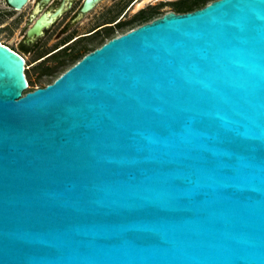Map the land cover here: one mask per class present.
I'll list each match as a JSON object with an SVG mask.
<instances>
[{"label": "water", "instance_id": "1", "mask_svg": "<svg viewBox=\"0 0 264 264\" xmlns=\"http://www.w3.org/2000/svg\"><path fill=\"white\" fill-rule=\"evenodd\" d=\"M27 87L0 42V264H264V0L169 11Z\"/></svg>", "mask_w": 264, "mask_h": 264}, {"label": "flooded vegetation", "instance_id": "2", "mask_svg": "<svg viewBox=\"0 0 264 264\" xmlns=\"http://www.w3.org/2000/svg\"><path fill=\"white\" fill-rule=\"evenodd\" d=\"M0 1L4 8L22 13L25 18L17 45L2 38L4 25L0 20V42L24 57L25 67H42L38 75L47 77L56 72L54 67H73L111 39L155 19L141 10L145 4L158 0H96L86 8L88 0H28L21 8L12 6L8 0ZM131 11L135 13L130 15ZM135 15L140 17L138 23L124 27ZM32 51L36 57L30 61L27 53ZM56 78L40 84L28 78L26 91L44 87Z\"/></svg>", "mask_w": 264, "mask_h": 264}, {"label": "rangeland", "instance_id": "3", "mask_svg": "<svg viewBox=\"0 0 264 264\" xmlns=\"http://www.w3.org/2000/svg\"><path fill=\"white\" fill-rule=\"evenodd\" d=\"M180 1L185 2L186 0H158L156 2H150L149 4L144 5L145 7L141 10V12L145 11V15L150 16L153 19L163 15L169 10H176V7L181 3ZM211 1L212 0H208V3H210ZM3 4L4 3L0 1V20L4 25V30L1 36L5 41L17 45L20 40L19 33L22 32V29L25 25V18L23 17L22 13H14L4 8ZM134 11H136V9H134ZM133 13L135 12H129L130 15H133ZM139 13L140 12H138L137 15ZM137 15H135L134 17L131 16V18H129L131 20L128 21L127 24L124 25V27H128L129 24L133 22V24L138 23V19L140 17H137ZM27 57L30 61L34 60L36 57L35 52L32 51L31 53H27ZM41 68L42 67H26V74L30 80H33L34 83L40 84L41 82H49L50 80H53L54 78L59 76V74L67 70L69 67H54V69H56V72L52 76L47 77H41L40 75H38V72Z\"/></svg>", "mask_w": 264, "mask_h": 264}, {"label": "trees", "instance_id": "4", "mask_svg": "<svg viewBox=\"0 0 264 264\" xmlns=\"http://www.w3.org/2000/svg\"><path fill=\"white\" fill-rule=\"evenodd\" d=\"M207 3L208 0H186L183 4L178 6L177 12L192 11L205 6Z\"/></svg>", "mask_w": 264, "mask_h": 264}, {"label": "bare ground", "instance_id": "5", "mask_svg": "<svg viewBox=\"0 0 264 264\" xmlns=\"http://www.w3.org/2000/svg\"><path fill=\"white\" fill-rule=\"evenodd\" d=\"M35 32H37V31H35Z\"/></svg>", "mask_w": 264, "mask_h": 264}]
</instances>
